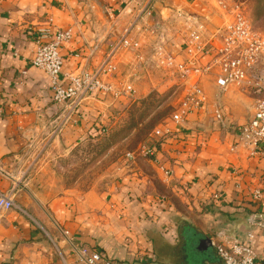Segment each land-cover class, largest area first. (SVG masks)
I'll return each instance as SVG.
<instances>
[{
    "label": "crops",
    "instance_id": "0c3cea01",
    "mask_svg": "<svg viewBox=\"0 0 264 264\" xmlns=\"http://www.w3.org/2000/svg\"><path fill=\"white\" fill-rule=\"evenodd\" d=\"M188 16L211 33L224 9L211 0H0V196L15 204L0 213V264H87L66 232L114 264H194L201 238L222 233L245 242L250 229L264 260V228L253 225L264 214V144L252 154L238 140L254 106L237 87L221 90L213 75L201 79L204 109L169 122L172 134L154 143L153 158L125 156L84 191L34 182L49 175L40 166L46 157L71 153L103 123L111 99L100 92L68 116L54 102L48 74L32 64L40 30L71 31L61 50L64 73L94 71L112 56L117 71L106 81L115 85L132 52L141 66H156L147 56L157 42L183 58ZM126 35L140 43L145 62L119 46ZM152 88L134 86L133 99ZM247 109L248 118L234 116ZM199 250L204 264H224L212 244Z\"/></svg>",
    "mask_w": 264,
    "mask_h": 264
},
{
    "label": "built area",
    "instance_id": "2783aa9c",
    "mask_svg": "<svg viewBox=\"0 0 264 264\" xmlns=\"http://www.w3.org/2000/svg\"><path fill=\"white\" fill-rule=\"evenodd\" d=\"M218 3L224 9V20L215 32H208L199 18L187 17L189 26L182 34L185 44L182 49L183 58L180 60L162 43H156L150 60L167 71L178 83H182L186 91L170 119L153 129L150 142L143 144L135 152H129L127 158L133 159L136 155L153 158L157 153L154 140L164 139L172 134L169 122L181 124L189 115L202 111L207 98L200 83L203 77L211 75L215 77L216 85L221 90L240 87L251 95H256L253 115L246 124L239 127L238 140L252 148V154L263 147L264 35L253 29L251 21L239 5L228 10L222 2ZM49 21L52 22L53 19L50 18ZM71 38L70 30L54 32L50 27L41 29L36 36V49L32 58V64L48 74L54 102L65 106L68 116L78 111L89 97L97 96L100 92L114 99L134 95L135 90L131 83L120 89L106 81L117 71L112 56H108L94 71L79 75L64 73L65 60L61 50ZM119 46L126 50L135 49L138 60L145 62L140 43L132 40L129 35L122 38ZM167 174L171 172L168 171ZM220 196L217 194L216 198ZM260 196V192H256L255 197ZM14 205L12 197L0 196V213L12 209ZM253 225L264 228V214H256ZM66 236L70 245L87 264H114L107 254L81 246L68 232ZM254 239V231L250 229L245 242L232 235L220 233L211 239V244L224 264H264V260L258 258L253 245Z\"/></svg>",
    "mask_w": 264,
    "mask_h": 264
},
{
    "label": "rangeland",
    "instance_id": "374dc122",
    "mask_svg": "<svg viewBox=\"0 0 264 264\" xmlns=\"http://www.w3.org/2000/svg\"><path fill=\"white\" fill-rule=\"evenodd\" d=\"M211 1L222 2L228 10L234 5H239L251 21L253 29L264 35V0ZM132 53L134 61L128 68L119 69L118 83L113 85L120 89L127 83H131L133 87L139 85L144 89L153 87L149 89L151 92L142 99H133L135 94L129 97L131 100L123 99L125 96L118 99L107 96L111 99L105 115H100L103 117V123H100L96 130L87 132L88 136L71 153L54 152L46 157V162L40 166L44 167L42 171H47L51 177L46 175L34 180L36 185L48 188L75 186L84 191L103 182L107 174L115 172L113 166L128 152L136 151L143 144L150 142L153 129L174 114L182 101L185 88L162 68L155 65L143 67L136 63L135 52ZM144 54L147 56L145 52ZM151 55L152 52L147 57ZM237 88L238 92L249 98L247 107L252 104L253 108L256 95H251L246 89ZM250 112L251 109L246 112L235 111L234 116L237 119L248 118ZM157 142L158 139H155L154 143ZM58 172L63 175L58 176Z\"/></svg>",
    "mask_w": 264,
    "mask_h": 264
},
{
    "label": "flooded vegetation",
    "instance_id": "af4514ba",
    "mask_svg": "<svg viewBox=\"0 0 264 264\" xmlns=\"http://www.w3.org/2000/svg\"><path fill=\"white\" fill-rule=\"evenodd\" d=\"M204 257H202V254L199 255V252L193 251V261L194 264H204L205 263Z\"/></svg>",
    "mask_w": 264,
    "mask_h": 264
},
{
    "label": "water",
    "instance_id": "95a60500",
    "mask_svg": "<svg viewBox=\"0 0 264 264\" xmlns=\"http://www.w3.org/2000/svg\"><path fill=\"white\" fill-rule=\"evenodd\" d=\"M199 241H200V245H201V243H203L204 241L207 242V243H209V244H211V242H210V240H209L208 238H201ZM200 245H199V246L196 245V246L194 247V251H195V252H199V253H200V250H199Z\"/></svg>",
    "mask_w": 264,
    "mask_h": 264
}]
</instances>
